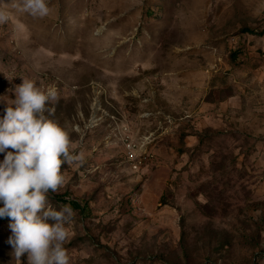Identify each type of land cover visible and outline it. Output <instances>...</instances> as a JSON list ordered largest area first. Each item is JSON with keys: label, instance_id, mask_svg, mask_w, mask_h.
<instances>
[{"label": "rangeland", "instance_id": "374dc122", "mask_svg": "<svg viewBox=\"0 0 264 264\" xmlns=\"http://www.w3.org/2000/svg\"><path fill=\"white\" fill-rule=\"evenodd\" d=\"M16 3L0 118L23 79L56 86L45 115L78 159L48 198L76 213L70 264H264V0ZM10 235L0 218V264H19Z\"/></svg>", "mask_w": 264, "mask_h": 264}, {"label": "clouds", "instance_id": "9594fccd", "mask_svg": "<svg viewBox=\"0 0 264 264\" xmlns=\"http://www.w3.org/2000/svg\"><path fill=\"white\" fill-rule=\"evenodd\" d=\"M13 7L33 17L49 14L47 0H19ZM8 20L0 8V24ZM14 91L16 98L0 118V153L5 154L0 161V218L10 219L8 243L19 264L25 254L27 264H70L66 225L76 213L68 204L57 210L48 198L65 184L62 167L78 159L70 151V130L45 115L54 114L47 105L58 103L60 96L55 85L44 90L25 79Z\"/></svg>", "mask_w": 264, "mask_h": 264}, {"label": "built area", "instance_id": "2783aa9c", "mask_svg": "<svg viewBox=\"0 0 264 264\" xmlns=\"http://www.w3.org/2000/svg\"><path fill=\"white\" fill-rule=\"evenodd\" d=\"M135 143L134 142H129L128 144V154L129 156L132 158V159H135L136 158V149H135ZM136 166H138L137 164H135Z\"/></svg>", "mask_w": 264, "mask_h": 264}]
</instances>
